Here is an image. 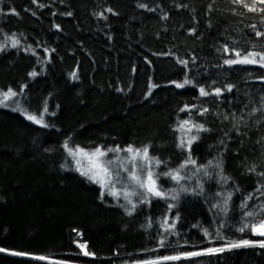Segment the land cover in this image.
Instances as JSON below:
<instances>
[{"label":"trees","instance_id":"trees-1","mask_svg":"<svg viewBox=\"0 0 264 264\" xmlns=\"http://www.w3.org/2000/svg\"><path fill=\"white\" fill-rule=\"evenodd\" d=\"M139 3L148 8L137 7ZM184 4L188 7L177 6ZM262 18L264 12H249L231 0H0V43L12 33L20 40L18 48L9 43L0 52V92H19L24 86L15 100L33 114L46 106L44 121L49 125L41 127L20 111L0 107V248L5 249L0 264H137L223 246L224 240L209 241L203 232L207 228L215 237L214 221L224 219L210 211L215 200L181 194L173 202L177 207L167 213L170 219L179 217L178 234L167 236L165 246L159 247L165 201L153 200L127 215L119 206L125 203L122 198L100 199L99 186L73 170L62 147L66 140L86 150L150 144L153 155L176 167L183 157L175 147L180 133L174 128L189 116L179 111L185 105L209 109L205 116L192 110L194 121L210 129L193 144V157L206 164L222 155L224 171L232 177L224 190L241 189L233 196V227L223 229V235L262 239L236 227L241 219L238 205L246 194L255 197L250 205L264 201L254 192L260 178L246 174L249 166L264 171V113L248 115L264 94V82L257 79L264 69L217 67L226 58L217 53L223 44L248 50L255 43L257 51L264 50V37L256 38L249 27L264 32ZM178 60L188 61L187 68ZM34 70L38 75L29 76ZM185 73L195 87L176 88L172 82H182ZM214 80L215 86L231 83L236 88L219 99L200 97L199 87L211 91ZM245 93L253 99L247 109ZM232 113L237 119L243 116L239 135L229 131L233 120H223ZM195 179L184 183L194 187ZM161 183L174 186L167 180ZM205 190L219 189L209 181ZM150 218L155 223L148 228ZM79 244L85 245L83 251ZM14 251L27 255H11ZM163 264H264V249L226 250Z\"/></svg>","mask_w":264,"mask_h":264},{"label":"snow or ice","instance_id":"snow-or-ice-1","mask_svg":"<svg viewBox=\"0 0 264 264\" xmlns=\"http://www.w3.org/2000/svg\"><path fill=\"white\" fill-rule=\"evenodd\" d=\"M36 3L37 0H32ZM231 3L235 5H241L249 12H264V7H258L257 5H264V0H252L249 4L247 0H231ZM178 7L187 8L188 5H177ZM43 7V5H41ZM137 7L148 8L147 4L139 3ZM211 9V5H209ZM153 11V9H148ZM108 12H112V9H107ZM13 15L17 13L15 10L12 11ZM116 14V13H113ZM71 15V13H67ZM98 15H103L102 13ZM167 19V15L162 17ZM262 23H264V18H262ZM56 27H59L58 25ZM256 38L264 37V32L256 29V25L249 26ZM195 29L192 30L194 32ZM22 35V34H21ZM10 43L11 48H18L20 46V40L17 38L15 33L7 35L4 37V42L0 43V52L6 51V45ZM29 51L31 48L29 47ZM217 53L226 58L223 59L222 64L217 65L219 68L227 67L231 69L233 66H247L256 65L261 69H264V50L257 51L255 43H253L252 48L248 50L239 49L231 47L228 44H223L217 48ZM178 63L184 65L186 68L188 66V61L178 60ZM192 63H195L193 59ZM38 73L34 70L29 73V76L35 77ZM72 78H77L76 73H71ZM261 82H264V73H261L257 77ZM176 88L182 89L185 86L195 87L193 79L188 78L187 73H185V79L182 82H172ZM217 81H212V90L208 91L206 87L200 86L199 96L200 97H215L219 99L225 92L232 93L236 88V85L231 83H224L221 86H215ZM151 87H156V85H150ZM24 86H21L19 92L9 88L7 91L0 92V107H7L8 102L12 101L16 104L11 110L13 112L20 111L21 115L25 117L26 120L32 122L33 124H38L41 127H49L44 121L45 113L48 112L45 106L44 110L39 114L29 113L27 109L21 108L19 101H15L13 98L22 94ZM264 93V89L261 90ZM248 97V103L244 105L247 109L249 104L253 103L252 97L248 96L247 93L244 94ZM259 107H252L248 115H255L257 112L264 113V94L259 97ZM231 103V101H229ZM195 109L197 114L200 116H205L208 114V108H197L196 105H185L181 108L180 112H188L189 116L187 119H181L178 121L177 126L174 128L175 132L180 133L176 137L175 147L179 150L180 155L183 157L181 163L176 167H168V161L163 160L159 156L153 155L150 152L151 145L146 144L140 147H136L132 144L126 147H121L119 145L115 147H101L96 146L94 149L86 150L83 147L70 146L69 141L66 140L63 144V149L67 153L68 157L74 163V171L78 172L82 177H85L89 182L97 184L100 189V199L103 200L104 197L111 196L115 199H123L124 204H120V207L125 209L127 215H132L141 205H151L153 200H163L165 201L167 208L165 214L159 221L158 234V244L159 247H164L167 242V236L177 235L176 231V221L179 217L175 219H170L167 213H170L174 208L177 207V203L181 199V194L192 195L196 197H202L205 201L215 200L210 204V211H213L216 216H222L223 220L214 221L217 223V231L215 237L213 233L205 228L203 230L204 236L211 241L214 238L224 240V245L220 247H210L199 251H188L180 252L175 255L160 256L155 259H147L137 262V264H163L167 261H180L187 260L192 257H198L203 255H215L217 253H223L226 250L249 248V247H259L264 249V201H261L259 205H250L249 201L253 200L255 197L252 192L245 195L244 199L238 205L241 219L239 221V226L236 227V231L240 233L250 232L251 235L261 237L262 239L251 240V239H227L222 230L225 228L233 227L229 223L230 212L236 210V205L233 203V196L235 192H240L241 189L236 187L234 190L226 191L224 190V185H227L232 177L228 176L224 171V163L222 155L220 159L213 158L209 159L206 164L198 163V160L193 157V144L200 140V133L209 132L210 129L205 127L203 123H197L192 117V110ZM243 112V109L241 110ZM55 113H52L54 115ZM237 114L232 113L230 116L225 115L223 117L224 121L229 119L233 120L232 128L229 131H236L239 135V128L243 122V116L240 119L236 118ZM228 133H225L227 136ZM224 144V141H220ZM226 147V145H225ZM124 155L121 156L120 154ZM187 153V155H185ZM111 154V155H110ZM62 168H66V165H61ZM165 168L166 170L158 171V169ZM218 170V171H216ZM246 174H255L260 178L258 181V187L254 189V192L259 193L260 196L264 197V171H257L256 166H249L246 169ZM195 179L194 187H189L184 182H191L193 178ZM161 180L169 181L173 187L165 188L161 183ZM209 181H215L218 186L217 191L212 193L210 190L206 192L205 183ZM135 198V202L133 200ZM219 198V199H216ZM171 201V202H170ZM129 205L130 207H126ZM257 217H259L257 219ZM155 223L151 218L149 219L148 228H151ZM162 230V231H160ZM83 251L85 248L84 244L78 245ZM5 251V249L0 248V252ZM14 256H25L26 253L22 252H11ZM84 255H90L87 251L83 252ZM36 260H45L44 256L33 257ZM56 264H61V262H56Z\"/></svg>","mask_w":264,"mask_h":264},{"label":"rangeland","instance_id":"rangeland-1","mask_svg":"<svg viewBox=\"0 0 264 264\" xmlns=\"http://www.w3.org/2000/svg\"><path fill=\"white\" fill-rule=\"evenodd\" d=\"M13 99L15 100V98H13ZM15 101H16V100H15ZM8 107H11V108L16 107V104L13 103L12 101H9V102H8ZM120 155L123 156L124 154L121 153Z\"/></svg>","mask_w":264,"mask_h":264}]
</instances>
